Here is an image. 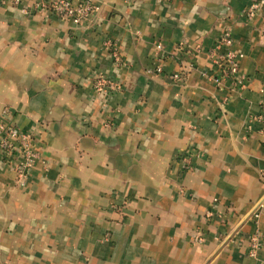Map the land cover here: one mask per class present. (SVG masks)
<instances>
[{
  "label": "crops",
  "instance_id": "0c3cea01",
  "mask_svg": "<svg viewBox=\"0 0 264 264\" xmlns=\"http://www.w3.org/2000/svg\"><path fill=\"white\" fill-rule=\"evenodd\" d=\"M36 2L0 5V119L39 154L19 182L0 148V264H263L264 0H99L79 25ZM226 31L231 94L212 81Z\"/></svg>",
  "mask_w": 264,
  "mask_h": 264
},
{
  "label": "built area",
  "instance_id": "2783aa9c",
  "mask_svg": "<svg viewBox=\"0 0 264 264\" xmlns=\"http://www.w3.org/2000/svg\"><path fill=\"white\" fill-rule=\"evenodd\" d=\"M7 0H0V5H5ZM16 5H20L21 0H14ZM99 0H82L79 4H74L70 0H55L45 2L37 0L35 10L51 11L52 13L63 18L73 21L75 24L87 23L92 20L94 15L99 10ZM259 5H252L247 9L250 18L257 13ZM107 45L111 47L112 57L118 64H122V59L119 53L114 50L111 42ZM233 39L229 31L224 32L218 39L215 49L212 52L211 58L213 63L218 68L216 76L212 78L213 83L224 88L229 84V93L243 89L246 85V77L241 72L240 60L242 55L232 50ZM162 68L150 69V74L162 73ZM175 80H181V73L173 75ZM96 90L98 92H106L119 90L120 86L116 83H111L104 77L97 78ZM226 101V100H225ZM222 103L221 106L225 104ZM9 111H3V117L0 119V148L4 153L8 164L15 171L19 182L24 181L29 176L31 170L39 159V154L35 150V139L31 133L21 131L8 121ZM262 117L253 118L252 121H261ZM250 131V127L247 128ZM188 161L185 158L184 162ZM257 211L254 213V219L258 220L261 216V211L264 210V203L261 202L257 206ZM195 242L201 243L202 236L198 235ZM263 246L262 234L255 232L248 238V256L258 258ZM264 264V263H263Z\"/></svg>",
  "mask_w": 264,
  "mask_h": 264
}]
</instances>
